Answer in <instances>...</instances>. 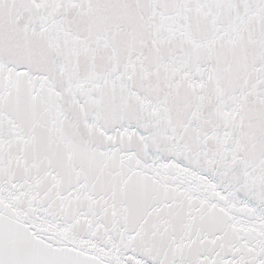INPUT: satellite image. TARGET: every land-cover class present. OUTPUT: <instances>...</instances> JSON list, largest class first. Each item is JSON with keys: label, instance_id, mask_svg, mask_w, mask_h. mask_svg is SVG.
<instances>
[{"label": "snow or ice", "instance_id": "snow-or-ice-1", "mask_svg": "<svg viewBox=\"0 0 264 264\" xmlns=\"http://www.w3.org/2000/svg\"><path fill=\"white\" fill-rule=\"evenodd\" d=\"M0 264H264V0H0Z\"/></svg>", "mask_w": 264, "mask_h": 264}]
</instances>
